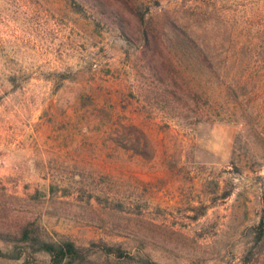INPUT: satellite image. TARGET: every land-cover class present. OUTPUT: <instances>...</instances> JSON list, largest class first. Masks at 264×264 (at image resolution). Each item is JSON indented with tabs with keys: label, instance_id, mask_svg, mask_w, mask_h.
Returning <instances> with one entry per match:
<instances>
[{
	"label": "rangeland",
	"instance_id": "rangeland-1",
	"mask_svg": "<svg viewBox=\"0 0 264 264\" xmlns=\"http://www.w3.org/2000/svg\"><path fill=\"white\" fill-rule=\"evenodd\" d=\"M130 1L208 55L164 51L190 109L84 0H0V223L131 257L91 264H264V0Z\"/></svg>",
	"mask_w": 264,
	"mask_h": 264
},
{
	"label": "trees",
	"instance_id": "trees-1",
	"mask_svg": "<svg viewBox=\"0 0 264 264\" xmlns=\"http://www.w3.org/2000/svg\"><path fill=\"white\" fill-rule=\"evenodd\" d=\"M84 1L117 25L125 39L137 38L142 41L147 64L154 73L157 82L163 87L164 92H161L163 102L167 106L179 103L183 110L190 109L191 94L184 83L177 81L170 73L168 59L165 58L164 51L176 43L170 45L173 41L167 42L156 26L148 21V13L146 14L143 10V4L141 2L132 3L130 0ZM133 20L139 24L137 28L132 27ZM163 27L169 30L181 50H194L199 54V57L201 56V60L206 63L207 67L212 66L204 48L195 39L189 28L179 20L167 16L164 19ZM134 129L144 137V145L147 148L146 150H137V153L142 156L151 154L150 142L144 132L137 128ZM260 240L258 237L257 241ZM0 244L2 245L0 246V257L23 260V264H32V260L40 255L47 256L53 264H91L95 258L101 257L102 254L123 261L131 259L130 256L125 255V250L120 244H104L103 246L93 244V248L88 249L77 245L66 237L50 236L39 225L31 221L20 222L15 226L7 222L0 223ZM140 261L144 264H151L146 258L141 257ZM251 262L252 254L247 255L242 264Z\"/></svg>",
	"mask_w": 264,
	"mask_h": 264
}]
</instances>
